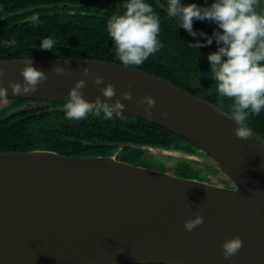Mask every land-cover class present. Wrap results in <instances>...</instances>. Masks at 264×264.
Listing matches in <instances>:
<instances>
[{"label":"water","instance_id":"obj_1","mask_svg":"<svg viewBox=\"0 0 264 264\" xmlns=\"http://www.w3.org/2000/svg\"><path fill=\"white\" fill-rule=\"evenodd\" d=\"M28 61L48 78L35 92L14 93L9 82L22 83L21 69ZM58 64L66 75L53 72ZM85 67L93 75L84 76ZM0 68L7 87L0 99L66 101L81 78L87 81L82 91L89 100L108 83L116 88L111 102L130 90L123 114L163 126L209 155L133 142L121 143L113 155L0 151V264H264V139L248 125L251 137L238 139L224 109L170 80L118 62L40 56L0 59ZM95 74L104 77L99 87ZM147 95L156 101L151 115L137 103ZM127 146L206 164L223 182L119 159ZM201 210L203 225L186 231L183 221ZM237 235L243 247L227 260L222 243Z\"/></svg>","mask_w":264,"mask_h":264},{"label":"trees","instance_id":"obj_2","mask_svg":"<svg viewBox=\"0 0 264 264\" xmlns=\"http://www.w3.org/2000/svg\"><path fill=\"white\" fill-rule=\"evenodd\" d=\"M146 2L159 14L162 47L136 68L192 90L188 83L196 79L203 81L210 72L208 51L196 46L197 40L180 27L176 18L168 15L167 0ZM124 3L125 0H0V59L44 56L120 63L106 23L112 15L123 12ZM183 3H194V0H183ZM34 15L39 17L37 23L29 19ZM193 27L197 33L211 34L206 21L196 20ZM199 36L205 42V37ZM45 38L55 41L52 51L41 49ZM211 45L218 47L215 40ZM205 100L228 112L224 106ZM65 103L30 97L0 99V151L45 149L67 155H113L121 143L127 142L190 151L184 146L190 142L182 136L127 114L121 113L112 119L93 114L82 121L68 120ZM247 125L264 139V111L252 115ZM153 156L155 154L127 146L119 159L154 168L150 162ZM174 165L175 174L193 178L190 169L196 167L192 163L184 160Z\"/></svg>","mask_w":264,"mask_h":264},{"label":"clouds","instance_id":"obj_3","mask_svg":"<svg viewBox=\"0 0 264 264\" xmlns=\"http://www.w3.org/2000/svg\"><path fill=\"white\" fill-rule=\"evenodd\" d=\"M123 12L114 14L106 23V30L114 43L115 55L121 65L132 68L139 67L155 55L162 43L159 39L161 22L159 14L146 0H125ZM167 13L176 18L180 27L191 35L205 37V43L211 45L213 40L217 50L208 54L211 78L215 82L216 91L220 97L232 101L230 118L235 122L234 134L238 139L247 140L251 130L247 122L252 115L264 111V6L261 0H213L208 6H198L196 3H183V0H167ZM33 23L39 21L38 15L29 18ZM209 21L218 26L211 36L194 30V21ZM55 41L45 38L41 41L42 50L52 51ZM199 48L203 45L197 41ZM53 72L64 76L66 68L56 65ZM84 76L93 75L90 67L83 68ZM23 81H10L9 86L14 93H31L38 90L47 80V73L37 69L31 61L21 69ZM4 70L0 68V96L7 92L2 83ZM93 83L99 87L104 83V77L95 74ZM87 81L78 79L68 92L64 104L65 117L68 120L82 121L89 115H101L105 119L120 116L126 105L125 100L132 99L131 91H124L114 102L116 88L112 83L100 88L101 95L94 100L85 98L83 89ZM144 105V111L149 115L155 107V98L144 96L137 101ZM167 117V113L162 114ZM239 191V190H238ZM237 191V192H238ZM259 214V210L257 212ZM203 210L183 221V227L191 232L204 223ZM243 247L242 238H226L222 243V255L231 260Z\"/></svg>","mask_w":264,"mask_h":264},{"label":"flooded vegetation","instance_id":"obj_4","mask_svg":"<svg viewBox=\"0 0 264 264\" xmlns=\"http://www.w3.org/2000/svg\"><path fill=\"white\" fill-rule=\"evenodd\" d=\"M212 2H213V0H194V3H196L198 6H208ZM261 5L264 6V0H261ZM206 23H207L208 28L211 30V34H210V36H211L214 31L218 30V26L215 23H213V22L206 21ZM191 36H193V35H191ZM193 37L203 45V47L208 51V53H212V52H215L217 50L216 46L207 45L200 38V36L198 34L196 36H193ZM210 76H211V73L209 72V73H207V77L205 79H203V81L201 79H196L197 80L196 82L188 83L192 90L186 89V88H184V89L190 91L191 93H193V94H195V95H197V96H199V97H201L203 99L212 100V101L216 102L217 104H220V105L224 106L227 109V111H228L227 113L230 114V112H231L230 105H231L232 101L227 100L226 98L220 97L218 95V93L217 94L215 93L216 85H215V82L213 81V79ZM203 77H205V76H203ZM251 119H252V116H250V118H249L247 123L250 124ZM184 144H185L184 146H187L190 149V151H188V152L196 154V155H200V156H206V157L209 158V155L206 152H204L201 148H199L198 146H196L192 142L184 143ZM183 162H184V160L179 159V161L178 162H174V164L175 163H179L180 164V163H183ZM195 164H198V166H196V168H198L196 171H200V170H203V171H206V172H211L212 171V168L208 167L206 164H202V166H201V163H199V162H196ZM170 166H173V164L171 163ZM169 170L170 169L168 168L166 171L169 172ZM176 172H177V170H176ZM194 173L195 172H192L191 176H193V178H195V179H198L197 176H194ZM215 175L216 174L212 175L214 180L217 181V182H221L222 179L221 178H216ZM188 178H190V177H188Z\"/></svg>","mask_w":264,"mask_h":264},{"label":"rangeland","instance_id":"obj_5","mask_svg":"<svg viewBox=\"0 0 264 264\" xmlns=\"http://www.w3.org/2000/svg\"><path fill=\"white\" fill-rule=\"evenodd\" d=\"M149 157H152V156L150 155ZM150 160H151L150 161L151 164L153 165V167L155 169L166 171L169 168L170 169L169 172H173V173L176 172V169H175L176 166L174 165V162L179 161L177 159H171V157L163 156V155H159V154H155V156H153V158H150ZM171 163L173 164V166H170ZM192 166L196 167V166H198V164H195L194 162H192ZM201 166H202V164H201ZM190 170L192 172H195L194 176H197L198 179L203 180V181H208V182H214V178L212 175L218 174V172L213 168H212L211 172H206L203 170L196 171L197 170L196 168H191ZM221 182H223V181H221Z\"/></svg>","mask_w":264,"mask_h":264}]
</instances>
